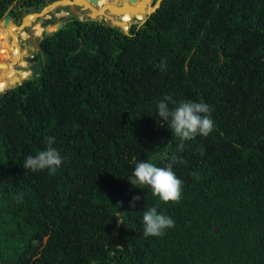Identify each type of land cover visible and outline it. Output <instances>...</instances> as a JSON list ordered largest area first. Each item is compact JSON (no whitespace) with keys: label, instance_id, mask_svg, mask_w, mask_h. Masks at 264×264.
Segmentation results:
<instances>
[{"label":"trees","instance_id":"1","mask_svg":"<svg viewBox=\"0 0 264 264\" xmlns=\"http://www.w3.org/2000/svg\"><path fill=\"white\" fill-rule=\"evenodd\" d=\"M53 1L0 0V22ZM41 50L40 76L0 93V264H264V0H163L129 34L74 17ZM165 94L211 106L178 153ZM49 142L61 165L24 169ZM172 153L178 201L125 178ZM151 206L175 223L146 237Z\"/></svg>","mask_w":264,"mask_h":264},{"label":"clouds","instance_id":"2","mask_svg":"<svg viewBox=\"0 0 264 264\" xmlns=\"http://www.w3.org/2000/svg\"><path fill=\"white\" fill-rule=\"evenodd\" d=\"M210 111L211 106L206 102L191 99L176 100L172 95L165 94L156 101L153 114L159 117L158 123H167L172 137L178 141V153L183 150L185 141L197 135L207 136L212 131L214 121ZM177 153L168 155L167 162L161 165L148 159L136 160L131 172L125 178L134 187L147 186L152 195L162 202L178 201L182 192V180L174 171V164L183 163V158ZM62 160L61 153L49 142L45 149L36 154L26 155L22 167L31 171L47 169L49 172H54L61 165ZM139 199V195L133 196L130 205L134 207ZM141 219L143 234L146 237L158 236L175 223L171 216L158 211L157 206L144 210Z\"/></svg>","mask_w":264,"mask_h":264},{"label":"water","instance_id":"3","mask_svg":"<svg viewBox=\"0 0 264 264\" xmlns=\"http://www.w3.org/2000/svg\"><path fill=\"white\" fill-rule=\"evenodd\" d=\"M128 1H129V3L137 2V0H128ZM162 2H163V0H159L157 7L151 11L146 10V12L143 13L145 16L144 20L137 22V24L140 26L143 25L148 20V18L150 16H152L157 11V9L161 6ZM97 4H98V0H58V1H53V2L49 3L47 6H45L40 12H34L31 14V15H34L36 17L33 22H29V24L26 25L25 21H26V17L28 15H25L22 19H19L16 24L15 23H13V24L15 25L16 28L21 29L20 32H25V29L32 27L38 19L46 18L50 13H53L54 10L57 9L58 7H68V8H70V10L72 12V15H71L72 17L77 16V17H79L80 20L102 21V22H105V24L108 26L119 28L123 32H125L126 34H129V30L133 24L132 25L129 24L127 26L126 22L124 20H122V18H123L122 16L126 12L125 10L127 7V3L121 4V6L119 5V7L113 5V7H112V8H114L113 11H115V9H117V8L121 9V11L119 12L120 15H110L109 13H112L111 8H109L106 11H103L102 15H100V13H101L100 10H102V9H100L99 7H96L95 5H97ZM150 5H151V3H150ZM78 7H80L81 9L78 10ZM131 12L135 13V12H137V10H135V8H132ZM85 14H87V15H85ZM10 21H11V18L9 16L3 20L5 25H8L10 23ZM67 21H68L67 17L61 18V20H60L61 24H58L59 30L64 27V25L67 23ZM126 26L128 28H125ZM44 33H45V34H43L44 36L49 35L48 32L44 31ZM16 38H17V36H16ZM14 39H15V37H14ZM14 39H13V44H14ZM29 40L34 45L35 50L41 51V46L38 44V40L34 35H31ZM17 44H18V42H17ZM19 50H20V46H19ZM32 59H33L32 57H28V58H26V61L29 63V62H32ZM41 59H42L43 65H45L46 64L45 57H44V54L42 51H41ZM43 65L40 62L34 63L32 65V69L28 70V73H30V78H35V77L40 76V74L42 73V70H43ZM15 67L16 66L13 62H10L8 64H3V63L1 64L0 63V68H5L7 71L12 70ZM26 80L27 79H21L18 76H14V78L12 80L8 81L9 82L8 90L15 88L19 85H22L23 82ZM8 90H6V91H8Z\"/></svg>","mask_w":264,"mask_h":264},{"label":"bare ground","instance_id":"4","mask_svg":"<svg viewBox=\"0 0 264 264\" xmlns=\"http://www.w3.org/2000/svg\"><path fill=\"white\" fill-rule=\"evenodd\" d=\"M150 1L151 0H141V8L139 9V12L140 11L143 13L146 12V7L148 8V10L151 11L152 9L150 8ZM120 2H122L121 4L127 3V1H125V0H122ZM121 4H120V6H121ZM113 5L119 7L118 0H114V3H112V7H113ZM95 6L102 9V10H100V12H101L100 15H102L103 11H106L109 9V7H106L100 0H98V4ZM111 9H112V13H109L110 15H113L114 13L115 14L119 13L121 11V9H119V8L115 9V11H113L114 8H111ZM125 11L126 12L124 14H127V16H124L122 18V20H124L128 26L131 22L130 16L134 15L137 12L132 13L131 10L128 8H126ZM35 18L36 17L34 15H28L26 17V21H25L26 25L29 24V22H33ZM3 26H5V25H3ZM127 26L125 28H128ZM14 30L20 31L21 29L16 28L13 23H10L3 28V30L1 31V34H0L1 45L2 46L8 45V47L10 48L9 54L12 55L11 61H9L5 64L13 62L16 66L14 69L8 70V71L5 68H0V92H3V91L5 92L9 88V82L8 81L12 80L14 78V76H18L21 79H27V77L30 76V73H28V71L24 70L23 68L22 69H16L17 66L25 67L26 66L25 62H27V61H26L25 55H23L24 53H22L19 50V46H18L19 44H17V38H16L17 34ZM36 30L38 31L37 35H39L42 32V28L40 26L38 27V25L36 26ZM51 30H53V27L49 28V31H51ZM10 35L15 37L14 44L13 43L11 44L8 42V36H10ZM22 36H24V35H22ZM30 68H32V66H30ZM1 71H3V72H1ZM24 71H26V72H24Z\"/></svg>","mask_w":264,"mask_h":264},{"label":"rangeland","instance_id":"5","mask_svg":"<svg viewBox=\"0 0 264 264\" xmlns=\"http://www.w3.org/2000/svg\"><path fill=\"white\" fill-rule=\"evenodd\" d=\"M56 1H58V0H56ZM114 0H105V2H107V4H105L104 2V5L105 6H107L108 5V3L109 2H113ZM120 1H122V0H118V3L119 4H121L122 2H120ZM14 7V6H13ZM97 7V6H96ZM60 10V11H59ZM59 11V12H58ZM32 13H34L33 12V10L31 11ZM32 13H23V15H22V17L21 18H23L25 15H31ZM119 13H114L113 15H118ZM86 15V14H85ZM62 17H67L68 18V20L70 19V18H74V17H71L70 15H68V10H67V8L66 7H58L57 9H55L54 10V12L53 13H50L46 18H43V19H41V20H38V22H36V24H34L32 27H30V28H27V29H25V32H20V31H17V30H14L15 32H16V34H17V42H18V44H19V46H20V50L22 51V53H24L23 55H25V58H28V57H30V55H34L33 53H34V50L32 49V47H31V45L29 44V42L27 41V39L29 38V36L31 37V35H34L36 38H42L43 37V34H45L44 33V31L45 32H48L49 33V35L50 34H52V33H54V32H56L57 30H59V27H58V24H61L60 23V20H61V18ZM143 18H145V16L143 17ZM49 19H51V20H54L56 23L55 24H53V25H49V26H47V27H43L42 26V23L43 22H45L46 20H49ZM86 19V18H85ZM10 23H15L14 22V20L13 21H10ZM9 23V24H10ZM17 23V22H16ZM137 23V21L136 20H134V21H132V22H130V24L132 25V24H136ZM3 25H5L4 24V22H0V34H1V31L3 30V28L6 26H3ZM38 25V27L40 26L41 28H42V32L39 34V35H37L38 34V31L36 30V26ZM56 25H57V27H56ZM25 26V25H24ZM50 27H53V30H51V31H49V28ZM22 36V35H24V36H22V40H20L19 39V36ZM12 37V40L14 39V37L12 36V35H10V36H8V42L9 43H11L10 42V38ZM3 48V49H2ZM6 48H8V45H7V47L5 46H3L2 47V45H1V42H0V56H1V50H4V49H6ZM36 51V50H35ZM36 54L37 53H35V56H36ZM12 56V55H11ZM2 57V56H1ZM1 57H0V60H1ZM38 62V61H37ZM35 63H36V61H35ZM25 64H26V66L25 67H22V66H19V67H21V68H23L24 70H26V71H28V69H30V65H31V62H25ZM19 65V64H18ZM16 69H18V68H16ZM26 71H24V72H26ZM30 78V76L29 77H27V79H29ZM8 90V89H7ZM6 92V91H5ZM0 93H4V91L3 92H0Z\"/></svg>","mask_w":264,"mask_h":264},{"label":"flooded vegetation","instance_id":"6","mask_svg":"<svg viewBox=\"0 0 264 264\" xmlns=\"http://www.w3.org/2000/svg\"><path fill=\"white\" fill-rule=\"evenodd\" d=\"M102 3L104 2L105 4H107V2H105V0H100ZM125 1H127V0H125ZM141 2V1H140ZM158 2H159V0H151V5H150V8L151 9H154V8H156L157 7V5H158ZM103 3V4H104ZM112 3H114V1L113 2H109L108 3V5L106 6V7H109V8H112ZM127 6H128V3H127ZM67 8V10H68V15H72V12H71V10H70V8H68V7H66ZM126 8H128V7H126ZM81 8L80 7H78V10H80ZM129 9V8H128ZM146 10H148V8L146 7ZM158 10V9H157ZM118 15H120V14H118ZM124 16H127V14H123V16L122 17H124ZM133 16V15H132ZM132 16H130V18L132 19ZM6 17H8V16H6ZM5 17V18H6ZM10 17V16H9ZM72 17V16H71ZM11 18V17H10ZM22 19V18H21ZM19 20V19H18ZM18 20L16 21V20H14V22H15V24H16V22H18ZM38 20H41V19H38ZM38 20L36 21V22H38ZM3 21V20H2ZM11 21H13V19L11 18ZM44 23V22H43ZM43 23H42V26H43ZM35 24V23H34ZM137 24V23H136ZM136 24H133V25H136ZM44 35H43V37L40 39L39 37L37 38V40H38V44L41 46V42L43 41V39H44ZM29 38H30V36H29ZM29 38L27 39V41L29 42V44L31 45V47H32V49L34 50V55H30V57H32L33 59H32V62H31V65L30 66H32L34 63H35V61L37 62H40V57H41V51H38V50H36L35 51V47H34V45L30 42V40H29ZM19 39L20 40H22V36L20 35L19 36ZM10 42H11V44L13 43V40H12V37L10 38ZM3 47V46H2ZM5 47V46H4ZM3 52H6L7 54H8V56H9V61H11V55L6 51V49H4V50H1V55H2V53ZM35 53H37L36 54V56H35ZM37 58V59H36ZM1 61V60H0ZM8 61V62H9ZM17 68L18 69H22L21 67H19V66H17ZM30 69H32V68H30ZM1 72H3V71H1ZM30 79V78H29Z\"/></svg>","mask_w":264,"mask_h":264},{"label":"crops","instance_id":"7","mask_svg":"<svg viewBox=\"0 0 264 264\" xmlns=\"http://www.w3.org/2000/svg\"><path fill=\"white\" fill-rule=\"evenodd\" d=\"M6 47H7V45H6ZM10 48L8 47V48H6V51L9 53V50ZM10 59H12V56H11V58ZM0 63H2V62H0Z\"/></svg>","mask_w":264,"mask_h":264}]
</instances>
